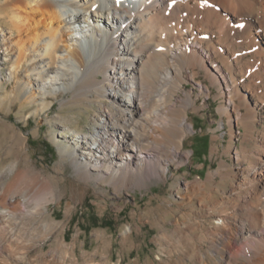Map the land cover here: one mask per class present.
Wrapping results in <instances>:
<instances>
[{
    "label": "bare ground",
    "instance_id": "obj_1",
    "mask_svg": "<svg viewBox=\"0 0 264 264\" xmlns=\"http://www.w3.org/2000/svg\"><path fill=\"white\" fill-rule=\"evenodd\" d=\"M33 2L0 4V17L5 13L24 37L12 41L0 30V66L11 63L10 80L24 74L23 92L40 100V109L64 90L83 105L100 104L93 131L74 130L70 137L67 151L82 180L123 186L164 179L171 164L190 159L183 151L189 112L200 95L219 90L222 116L235 117L250 147L234 153L235 169L209 174L229 181L230 195L223 192L206 207L210 228L203 241L218 249L211 250L216 264H264V128L257 130L264 124V0ZM49 182L33 175L32 165L15 162L0 185V264H81L77 237L68 244L65 223L50 218L56 191ZM132 231H124L125 241ZM54 237L40 253L45 261L35 263L30 252ZM242 243L247 251L238 253ZM167 247L163 254L171 255L173 246ZM162 261L174 263L171 256Z\"/></svg>",
    "mask_w": 264,
    "mask_h": 264
},
{
    "label": "rangeland",
    "instance_id": "obj_2",
    "mask_svg": "<svg viewBox=\"0 0 264 264\" xmlns=\"http://www.w3.org/2000/svg\"><path fill=\"white\" fill-rule=\"evenodd\" d=\"M33 1L25 0L26 3ZM0 2L3 4L6 0ZM4 14L0 17V30L12 41L24 38L11 28ZM2 64L0 185L8 181L15 162L23 169L32 165L33 175L39 173L50 181L56 191V198L49 203L50 218L65 223L68 244L77 237L79 263H103L109 256L107 264H166L162 259L168 260L171 256L173 264H200L203 261L216 264L211 258V250L215 248L208 240L203 241L210 228L206 209L223 192L226 193L224 197L230 195V182L218 175L209 180V174L230 166L235 169L234 153L250 147L244 138V127L235 117L230 120L222 116L220 108L224 101L217 88H213L209 96L200 95L197 107L189 112L191 131L183 146V151L190 155L189 160L180 166L171 164L164 179L156 176L144 184L115 186L109 181L82 180L67 151L73 147L70 137L74 130L93 131L100 104L83 105L72 100L70 90H64L55 97H47L45 109H40L42 102L27 100L23 92L24 74L20 71L16 80H10L8 68L11 63ZM200 81L205 83L203 77ZM186 87L199 96L196 83L188 82ZM262 115L264 112L259 113V120L264 121ZM263 128L264 124L257 126L259 132ZM199 140L208 142L206 150L201 149ZM216 147L218 151L213 152ZM195 181L200 183L193 184ZM186 184L190 187L186 188ZM37 216L35 220L39 218ZM129 227L133 231L125 241L123 233ZM164 234L167 240L162 239ZM55 242L56 237L33 248L30 252L33 261L44 262L40 253H47ZM167 245L173 246L171 255L163 254L168 250ZM235 250L238 253L247 251L246 243Z\"/></svg>",
    "mask_w": 264,
    "mask_h": 264
},
{
    "label": "trees",
    "instance_id": "obj_3",
    "mask_svg": "<svg viewBox=\"0 0 264 264\" xmlns=\"http://www.w3.org/2000/svg\"><path fill=\"white\" fill-rule=\"evenodd\" d=\"M199 143H200L201 149L206 150L208 148V142L207 141L199 140Z\"/></svg>",
    "mask_w": 264,
    "mask_h": 264
}]
</instances>
